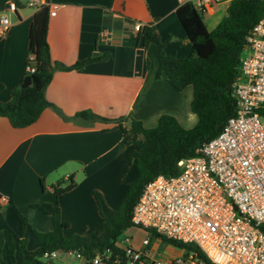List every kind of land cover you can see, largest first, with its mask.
<instances>
[{"label":"crops","instance_id":"crops-1","mask_svg":"<svg viewBox=\"0 0 264 264\" xmlns=\"http://www.w3.org/2000/svg\"><path fill=\"white\" fill-rule=\"evenodd\" d=\"M9 1L0 0V14L13 17L0 37V101L8 100L23 79L35 12L24 0H16V11L9 12ZM48 1L59 4L48 21L52 60L72 65L88 57L103 58L53 72L45 96L61 113L47 107L24 127H13L0 116V254L6 262L19 254V215L28 223L23 236L33 242L32 250L38 246L32 229L52 228L51 217L34 204L59 207L62 221L68 224L65 236L90 232L101 222L93 192L101 193L116 209L135 178L134 164L128 160L133 146L124 144L121 129L112 121L73 117L76 112L91 110L109 119L122 116L126 126L133 118L152 127L162 113L174 115L185 127L197 121L189 106L192 86L178 91L164 76L152 79L148 63L154 61L155 45H142L136 30L137 24L153 23L162 39L173 37L167 52L188 53L175 10L189 0ZM228 2L216 3L207 12L217 15L216 24ZM71 175L74 187L56 195L53 185ZM30 234L35 241L28 238ZM128 243L140 247L131 239ZM8 244H13L10 252Z\"/></svg>","mask_w":264,"mask_h":264},{"label":"trees","instance_id":"trees-1","mask_svg":"<svg viewBox=\"0 0 264 264\" xmlns=\"http://www.w3.org/2000/svg\"><path fill=\"white\" fill-rule=\"evenodd\" d=\"M175 13L185 31L186 44L190 47L188 53L177 55L167 52L166 45L173 41V37L168 35L162 39L153 23L141 25L138 38L144 46L155 45L154 61L148 63L152 79L164 76L178 91L192 86L189 106L197 117L196 123L185 127L174 115L162 113L152 127H145L140 120L133 118L126 126L122 116L109 119L91 110L76 112L73 117L88 122L112 121L121 129L124 144L133 146L128 160L134 164L135 178L129 182L116 209L108 206L101 193L93 192L101 222L90 232L84 230L65 236L68 224L62 221L59 207L50 203L34 204L51 217L52 228L47 231L32 229L38 246L31 250L27 248L23 236L28 223L25 217L19 215L22 234L18 238L19 254L13 255L10 262L4 261L0 254V264H44L43 253L54 249H76L87 259L106 249L114 253L123 252L124 247L118 243V238L133 226L131 210L144 186L159 174L176 175L179 172L177 162L196 155L198 149L215 137L226 120L236 113L232 86L238 74L246 34L264 16V0H230L225 14L213 29L207 28L203 20L204 12L191 0L177 6ZM48 21L47 6L34 12L26 59V66L32 65L34 70L26 69L20 85L12 91L10 98L0 101V116L5 117L13 127L33 123L47 107L61 113L45 96V89L56 69H75L103 58L88 57L72 65L53 61L47 41ZM74 185L71 175L67 180L59 179L53 188L56 195H60ZM154 235L186 254L193 253L205 264H215L192 243Z\"/></svg>","mask_w":264,"mask_h":264},{"label":"built area","instance_id":"built-area-1","mask_svg":"<svg viewBox=\"0 0 264 264\" xmlns=\"http://www.w3.org/2000/svg\"><path fill=\"white\" fill-rule=\"evenodd\" d=\"M230 0H197L204 13L216 3ZM37 11L47 6L54 16L59 4L24 0ZM16 0L7 11L14 12ZM9 26L0 14V37ZM141 28L136 25V30ZM33 71L32 65L26 66ZM236 113L222 130L205 142L194 156L182 158L176 175L159 174L143 188L131 210L133 226L170 239L192 243L215 264H264V16L246 34L238 74L232 86ZM123 252L106 249L90 258L76 249H54L42 255L44 264H205L193 253L167 259L129 244Z\"/></svg>","mask_w":264,"mask_h":264},{"label":"rangeland","instance_id":"rangeland-1","mask_svg":"<svg viewBox=\"0 0 264 264\" xmlns=\"http://www.w3.org/2000/svg\"><path fill=\"white\" fill-rule=\"evenodd\" d=\"M12 18L13 17L11 15L8 16V19H12ZM203 20H204L208 29H213L216 25L217 15L216 14L210 15L208 13H204ZM125 237H128L129 241L131 239V241L134 244H139L140 246H141V240L144 237H148L149 238V244L146 248V251H150L155 257L160 258V259H167L173 255L184 253V251L182 249H179V248L173 246L172 244L166 242L164 239L155 236L152 233V231L143 230L142 228H139L136 226H132L123 232V234L118 238V243L120 245H126ZM28 238L31 241H35L33 234L32 235L30 234ZM26 243H27V248H29V249L31 248V250H32V248H34L32 245L33 242L31 243L27 239ZM15 245H16V247L18 246L17 242L15 243ZM36 245H37V243H36ZM12 246H13V244H8L7 248H9V252L11 251ZM60 257L64 258L65 260H67L71 264L76 263V261L74 259H72L71 256L60 255Z\"/></svg>","mask_w":264,"mask_h":264}]
</instances>
